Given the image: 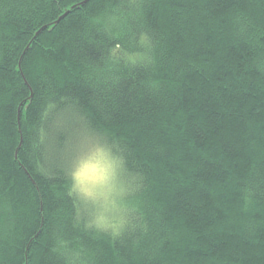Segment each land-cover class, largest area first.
I'll return each instance as SVG.
<instances>
[{
  "label": "trees",
  "instance_id": "16d2710c",
  "mask_svg": "<svg viewBox=\"0 0 264 264\" xmlns=\"http://www.w3.org/2000/svg\"><path fill=\"white\" fill-rule=\"evenodd\" d=\"M80 1L0 0V264H64L58 228L94 264H264V0H132L154 64L118 69L90 19L120 0L54 24ZM88 134L138 177L116 240L77 228L65 192Z\"/></svg>",
  "mask_w": 264,
  "mask_h": 264
},
{
  "label": "clouds",
  "instance_id": "9594fccd",
  "mask_svg": "<svg viewBox=\"0 0 264 264\" xmlns=\"http://www.w3.org/2000/svg\"><path fill=\"white\" fill-rule=\"evenodd\" d=\"M98 10L90 24L111 40H120L107 49L106 64L149 68L154 64L153 45L147 33H129L127 24L135 17L132 0ZM125 38L127 43H125ZM65 192L76 209L74 223L85 234L116 240L133 230V214L138 204L132 199L138 188V177L129 174L122 150L115 143L94 139L71 159L64 168ZM51 251L64 264H94L92 249L67 238L58 228L51 237Z\"/></svg>",
  "mask_w": 264,
  "mask_h": 264
},
{
  "label": "water",
  "instance_id": "95a60500",
  "mask_svg": "<svg viewBox=\"0 0 264 264\" xmlns=\"http://www.w3.org/2000/svg\"><path fill=\"white\" fill-rule=\"evenodd\" d=\"M86 1H88V0H82V1H80V2H78V3H76V4H74V5H72L70 8H68V9H66L55 21H54V24L55 23H57L62 17H64L73 7H75V6H79V5H81V4H83V3H85ZM40 30L41 29H39L38 31H36V33H35V35L34 36H36L39 32H40ZM29 45H27L26 46V48L28 47ZM18 120H19V115H18ZM25 264H27V263H25Z\"/></svg>",
  "mask_w": 264,
  "mask_h": 264
},
{
  "label": "rangeland",
  "instance_id": "374dc122",
  "mask_svg": "<svg viewBox=\"0 0 264 264\" xmlns=\"http://www.w3.org/2000/svg\"><path fill=\"white\" fill-rule=\"evenodd\" d=\"M94 139H98V137L94 136V135H90L89 134L85 137H83V140L79 143L78 147H79V150L81 148H83L85 146V144H87L88 142L94 140Z\"/></svg>",
  "mask_w": 264,
  "mask_h": 264
},
{
  "label": "bare ground",
  "instance_id": "6f19581e",
  "mask_svg": "<svg viewBox=\"0 0 264 264\" xmlns=\"http://www.w3.org/2000/svg\"><path fill=\"white\" fill-rule=\"evenodd\" d=\"M42 29V28H41ZM41 31V30H40Z\"/></svg>",
  "mask_w": 264,
  "mask_h": 264
}]
</instances>
